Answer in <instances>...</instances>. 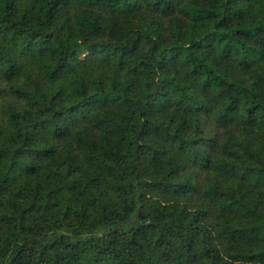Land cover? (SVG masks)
<instances>
[{
	"label": "trees",
	"instance_id": "obj_1",
	"mask_svg": "<svg viewBox=\"0 0 264 264\" xmlns=\"http://www.w3.org/2000/svg\"><path fill=\"white\" fill-rule=\"evenodd\" d=\"M0 264H264V0H0Z\"/></svg>",
	"mask_w": 264,
	"mask_h": 264
}]
</instances>
